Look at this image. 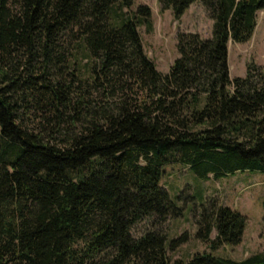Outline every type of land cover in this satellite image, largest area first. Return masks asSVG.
I'll list each match as a JSON object with an SVG mask.
<instances>
[{
	"label": "trees",
	"instance_id": "16d2710c",
	"mask_svg": "<svg viewBox=\"0 0 264 264\" xmlns=\"http://www.w3.org/2000/svg\"><path fill=\"white\" fill-rule=\"evenodd\" d=\"M195 1L159 4L180 20ZM200 1L211 36L179 31L163 73L140 32L154 30L148 4L0 0V264H264V251L211 252L243 240L247 216L229 206L201 215L211 251L189 259L171 258L161 228L181 212L165 165L204 180L264 172V64L232 77L229 63L264 0Z\"/></svg>",
	"mask_w": 264,
	"mask_h": 264
},
{
	"label": "rangeland",
	"instance_id": "374dc122",
	"mask_svg": "<svg viewBox=\"0 0 264 264\" xmlns=\"http://www.w3.org/2000/svg\"><path fill=\"white\" fill-rule=\"evenodd\" d=\"M148 4L153 10L154 30L149 33L140 27L144 47L158 70L167 73L179 56L177 34L181 30L199 32L203 37L212 34L213 20L200 0L195 1L182 20L173 17L171 9L161 11L158 0H134L133 9ZM264 64V9L258 12V24L253 37L245 43H231V76H245L247 64ZM161 184L168 190L180 214L170 216L161 226L167 236L171 258L189 259L196 252L211 251L209 244L196 238L198 220L207 208L226 205L247 216L246 231L239 245H225L211 251L214 255L241 260L257 251H264V172L259 170L238 171L220 178H197L184 163H172L163 167ZM149 221L139 224L136 235L149 228ZM148 226V227H147ZM187 232L189 239L175 250L171 241ZM216 235L213 231L212 237Z\"/></svg>",
	"mask_w": 264,
	"mask_h": 264
},
{
	"label": "crops",
	"instance_id": "0c3cea01",
	"mask_svg": "<svg viewBox=\"0 0 264 264\" xmlns=\"http://www.w3.org/2000/svg\"><path fill=\"white\" fill-rule=\"evenodd\" d=\"M192 5H193V3L190 5V7L187 9V11L192 7ZM159 9H160V4H159ZM185 13H184V15H185ZM184 15L182 16V18L180 20L183 19ZM180 20H177V21H180ZM231 43L233 44V43H236V42H232V41L229 42V63H230V71H231ZM236 44H239V43H236ZM245 231H246V229H245ZM245 231H244V235H245ZM244 235H243V237H244Z\"/></svg>",
	"mask_w": 264,
	"mask_h": 264
}]
</instances>
